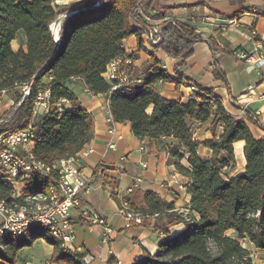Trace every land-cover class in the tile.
Returning a JSON list of instances; mask_svg holds the SVG:
<instances>
[{"label":"trees","instance_id":"obj_1","mask_svg":"<svg viewBox=\"0 0 264 264\" xmlns=\"http://www.w3.org/2000/svg\"><path fill=\"white\" fill-rule=\"evenodd\" d=\"M156 2L72 0L70 5L54 6V0H0V91L11 93L19 90L18 86L32 83L30 97L18 108L14 119L0 126V134L27 129L39 94L48 90L49 112L34 125L37 161L52 165L87 148L94 136L93 117L72 87L74 81H82L92 94L109 95L113 121L130 123L136 137L149 142L172 140L167 146L170 161L189 179L188 217L178 215L173 204L155 194L146 195L145 214H167L168 226L183 223L185 230L162 239L155 255L146 253L134 264H253L252 253L244 242L264 251V136L256 139L244 120L230 116L211 89L202 90L186 103L168 100L156 89L161 82L177 87L183 84L186 60L193 56L195 45L202 42L196 29L177 21V25L169 23L163 28L160 43L154 46L180 60L175 79L153 56L140 75L132 65L128 67L132 82L140 83L114 90L119 83L105 78L108 66L116 59L137 58V53H126V39L138 37V52L145 50L141 26L147 23L144 16L151 17L155 12ZM71 11L75 12L63 21L58 44L51 26L60 15ZM134 23L139 26L134 27ZM22 32L27 48L14 51L12 43ZM208 42L214 51L219 50L214 39ZM215 76L224 78L219 71ZM15 99L21 100L20 91ZM151 106L153 112L149 115ZM249 121L255 122L252 116ZM192 122L210 124L214 130L221 125L223 133L217 138L214 132L211 140L199 142L194 138ZM240 141L245 142V171L231 177L237 167L234 145ZM201 147L211 150L212 156L202 157ZM56 182L55 173L43 177L35 172L25 185L29 194H36L48 192ZM0 191L11 200L10 187L0 182ZM229 232L234 235L229 236ZM39 239L54 246L53 263L83 264L85 256L63 248L37 224L19 238L0 236V264H16L19 251Z\"/></svg>","mask_w":264,"mask_h":264},{"label":"crops","instance_id":"obj_2","mask_svg":"<svg viewBox=\"0 0 264 264\" xmlns=\"http://www.w3.org/2000/svg\"><path fill=\"white\" fill-rule=\"evenodd\" d=\"M157 13H163L162 17ZM152 18L158 24L164 20H175L196 29L202 42L194 47V54L186 60L183 70L185 80L179 87L174 83L161 82L156 85L157 91L166 99L188 102L211 89L223 103L228 114L236 120H244L252 135L259 139L264 136V67L250 71L246 64L236 56L237 52L252 50L249 32L255 29L264 37V0H157ZM157 24V23H156ZM134 27H138L136 23ZM214 39L219 50L214 51L208 40ZM127 54L137 53L132 67L140 75L150 64L152 56L167 67L168 74L176 78L175 67L179 59L170 57L162 50L144 44L138 52L139 39L132 36L123 43ZM14 51L27 48V39L22 32L12 43ZM219 71L224 78L218 79ZM74 93L85 109L92 115L94 136L87 148L92 153L83 160V174L91 182L89 194L82 195L81 208L72 211V221L76 238L68 248L83 256L93 258L91 264H134L146 253L155 255L162 239H170L185 230L183 223L168 226L167 214L160 217L145 218L142 225L125 227V220L118 213V205L110 196L106 185L120 188L125 197L140 211L147 210L145 197L155 194L160 200L175 206L178 215L186 217L189 213L191 196L187 186L189 179L181 175L170 161L167 146L170 139L162 142H149L136 137L130 123H111L109 95H94L82 81H74ZM238 101L233 103L232 101ZM11 102L6 103L7 109ZM70 108V104L66 103ZM244 107L254 112L255 122L249 121ZM153 112V106L147 113ZM195 140L204 142L223 133V126L212 129L210 124L191 123ZM114 130V134L110 131ZM115 143L116 150L109 145ZM245 142H237L235 147L237 167L231 177L245 171ZM202 157L210 158L211 150L201 147ZM239 166H242L239 169ZM238 168V172H237ZM141 179L139 186L136 181ZM133 188L132 192H127ZM91 208L107 220L111 229L110 242L104 244L105 230L93 225L81 215L82 208ZM0 218V224H1ZM163 235V237H161ZM245 247L252 253L253 264H264V251L257 250L248 241ZM54 246L45 239L36 240L32 246L19 251L16 264H55L52 262Z\"/></svg>","mask_w":264,"mask_h":264},{"label":"built area","instance_id":"obj_3","mask_svg":"<svg viewBox=\"0 0 264 264\" xmlns=\"http://www.w3.org/2000/svg\"><path fill=\"white\" fill-rule=\"evenodd\" d=\"M140 13V11H138ZM147 23L141 26L144 31L142 35L143 45L154 47L161 41V34L165 25L175 20H164L158 24L155 18L144 16ZM157 23V24H156ZM249 40L253 47L250 52L240 51L236 56L243 61L250 71L260 70L264 67V37L252 29L249 32ZM130 59L118 58L107 68L105 78L109 81H117L118 86H129L131 83H140V80L132 82L128 73V67L132 65ZM167 70V67H163ZM21 100H10L8 110L2 115L1 107L3 99L10 94L9 90L0 91V126L15 118L18 108L25 99L29 98L32 91V83L18 86ZM16 88V89H17ZM50 92L46 90L40 93L34 109V117L27 129L16 132H5L0 134V182L11 188V200L3 197L0 191V236L22 237L33 225H41L46 228L51 236L60 241L63 248L68 249L76 238V231L72 221V211L82 206V195L89 194L91 182L83 174V160L87 158L92 150L85 148L75 155L56 160L52 165H46L37 161L34 148L37 140L35 123L50 109ZM233 103L238 101L233 100ZM59 103V111L62 104ZM244 113L248 116L257 117L250 109L244 107ZM113 123V118L110 120ZM114 134V130L110 131ZM112 150L117 149L115 143H110ZM35 172L43 177H51L57 174V182L48 192L29 194L25 181L30 180ZM141 179L136 181L139 186ZM110 196L118 205V213L125 220V227L142 225L145 218L159 217L158 214L150 215L140 211L122 193L119 187L106 185ZM133 188L127 192H132ZM82 217L93 225L101 226L105 230L104 244H109L111 229L107 220L97 211L91 208L81 209ZM163 237V235H161ZM92 256L85 255L83 264H91ZM114 264H121L116 260Z\"/></svg>","mask_w":264,"mask_h":264},{"label":"water","instance_id":"obj_4","mask_svg":"<svg viewBox=\"0 0 264 264\" xmlns=\"http://www.w3.org/2000/svg\"><path fill=\"white\" fill-rule=\"evenodd\" d=\"M56 5L57 6H62V5H65V4H68V2H62L63 0H54ZM68 1H71L72 0H68ZM75 11H71V12H68L67 14H63V15H60V17L54 22V24L56 25H59L60 29L59 31L58 30H55L52 26H51V30L56 38V41L57 43L59 44V34L61 32V27H62V23H63V19H66L67 17H69L71 14H73Z\"/></svg>","mask_w":264,"mask_h":264},{"label":"rangeland","instance_id":"obj_5","mask_svg":"<svg viewBox=\"0 0 264 264\" xmlns=\"http://www.w3.org/2000/svg\"><path fill=\"white\" fill-rule=\"evenodd\" d=\"M66 2H68V4H65V5H70L72 2L71 1H66ZM64 3V2H63ZM54 6H57L56 5V3H55V1H54ZM65 8H62V9H60V10H58V12H62L63 10H64ZM66 9H69V8H66ZM60 17V16H59ZM58 17V18H59ZM65 19H63V21H64ZM59 26V25H58ZM58 28V27H57ZM20 90H15V91H12L7 97H5L4 99H3V103H2V108H5L4 106L6 105V103H9V101L10 100H15V97H16V94H17V92H19ZM8 109H2L1 110V114L3 115L6 111H7ZM242 166H239V169L241 168ZM237 172H238V168H237ZM188 215H189V213H187V215H186V217H188ZM228 235L229 236H233L234 235V233L233 232H229L228 233ZM244 246H245V243H244Z\"/></svg>","mask_w":264,"mask_h":264},{"label":"bare ground","instance_id":"obj_6","mask_svg":"<svg viewBox=\"0 0 264 264\" xmlns=\"http://www.w3.org/2000/svg\"><path fill=\"white\" fill-rule=\"evenodd\" d=\"M52 27H53L55 30H58V31H59V29H60V27H59L58 25L54 24V23H53ZM57 27H58V28H57Z\"/></svg>","mask_w":264,"mask_h":264}]
</instances>
